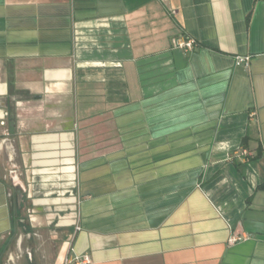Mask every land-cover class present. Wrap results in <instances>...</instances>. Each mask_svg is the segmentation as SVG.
<instances>
[{
    "label": "crops",
    "instance_id": "1",
    "mask_svg": "<svg viewBox=\"0 0 264 264\" xmlns=\"http://www.w3.org/2000/svg\"><path fill=\"white\" fill-rule=\"evenodd\" d=\"M84 255L264 264V0H0V264Z\"/></svg>",
    "mask_w": 264,
    "mask_h": 264
},
{
    "label": "rangeland",
    "instance_id": "2",
    "mask_svg": "<svg viewBox=\"0 0 264 264\" xmlns=\"http://www.w3.org/2000/svg\"><path fill=\"white\" fill-rule=\"evenodd\" d=\"M72 178L71 177H68L67 181L65 182L66 184L62 186H55L54 183H58V181H52L50 182V188L45 190V192L43 193L44 198H49L47 201H48V205L47 206H44V209L42 212L50 215V217H53V216H57L60 215V218H58V220L60 221V225H55V223H57V218H50V220L52 221L51 224L49 223V225L47 227H43L41 229L43 230H47L48 229H53V228H56L57 226H62V225H66V223L69 221V215L71 213V211L74 213V209H75V203L74 202H70V201H67L66 200V196L69 197L71 196L70 192H67L66 190L69 191V189L71 188V185H72ZM61 183V181H60ZM36 195H39L40 193L36 192L35 193ZM53 198H60L58 200L59 204H52L51 200ZM68 199V198H67ZM40 201H42L40 199ZM36 202H38L36 200ZM43 205V203L45 202H41ZM31 205V203H28L27 206ZM46 205V204H45ZM55 207H57L55 209ZM58 213V215H56ZM53 214V216H52ZM55 222V223H53Z\"/></svg>",
    "mask_w": 264,
    "mask_h": 264
},
{
    "label": "built area",
    "instance_id": "3",
    "mask_svg": "<svg viewBox=\"0 0 264 264\" xmlns=\"http://www.w3.org/2000/svg\"><path fill=\"white\" fill-rule=\"evenodd\" d=\"M193 44H194V39L189 38V37H181V38H173L172 39V46L176 47V48H181L184 49L186 51L191 50L193 48ZM249 61H250V57L248 55H236L234 57V64L239 66V65H243L245 67H247L249 65ZM242 153L245 154L246 150L242 149ZM81 229L79 224L75 225V231H79ZM240 239V237H232L231 240L235 241ZM89 260V257L87 255L84 256H76L75 257V263L76 264H80V263H84L86 261ZM64 264H68V260L66 259L64 261Z\"/></svg>",
    "mask_w": 264,
    "mask_h": 264
},
{
    "label": "trees",
    "instance_id": "4",
    "mask_svg": "<svg viewBox=\"0 0 264 264\" xmlns=\"http://www.w3.org/2000/svg\"><path fill=\"white\" fill-rule=\"evenodd\" d=\"M260 153H259V151L257 152V154L255 155V156H258Z\"/></svg>",
    "mask_w": 264,
    "mask_h": 264
}]
</instances>
